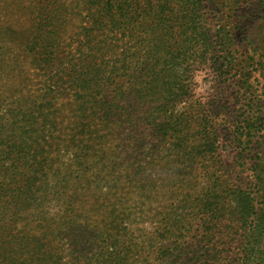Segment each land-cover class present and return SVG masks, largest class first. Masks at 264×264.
Segmentation results:
<instances>
[{"label": "trees", "instance_id": "16d2710c", "mask_svg": "<svg viewBox=\"0 0 264 264\" xmlns=\"http://www.w3.org/2000/svg\"><path fill=\"white\" fill-rule=\"evenodd\" d=\"M204 1L90 0L80 8L87 45L79 42L76 53L90 44L91 54L86 60L81 54L79 64H71L69 71L58 65L52 44L37 36L41 48L33 50L40 47L35 41L28 50L46 66L45 92L15 103L0 90V264H150L159 257L179 262L185 244H205L204 252L185 264H212L214 258L204 259L208 254H225L227 264H264V195L256 203L248 189L239 191L238 228L243 233L233 240L237 230L226 234L222 224L228 213L222 194L228 190L217 174L203 168L198 152L199 135H206L208 127L214 129L213 137L217 132L200 118L201 105L195 112L187 105L194 73L211 61L217 43L205 26ZM23 2L0 0V62L21 38L11 12ZM31 2L36 7L50 4ZM47 10L42 8L50 19ZM67 92L85 133L79 146L76 133L59 120L53 105ZM129 93L137 96L135 101L145 97L146 103L154 104L153 111L164 115L163 121L152 118L145 123L152 131L148 140L159 142L154 146L159 161L142 177L137 165L128 172L129 156L117 164L109 162L107 153L120 139L121 129L143 118L139 110L132 121L111 115L114 109L122 110L116 105L125 100L124 113L131 118L134 104ZM179 103L185 105L178 109ZM99 114L98 126L93 119ZM244 125L230 122L235 136L257 128L251 122ZM127 140L129 136L120 139ZM133 147L139 149L141 142ZM117 148L126 154L120 145ZM89 163L97 170L107 167L108 173L95 182L82 179ZM73 167L79 171L75 184L70 183ZM162 169L172 176L165 196L156 200L154 178ZM48 179L55 180L52 184L59 186L65 200L44 193ZM145 195L149 209L138 214L133 207Z\"/></svg>", "mask_w": 264, "mask_h": 264}, {"label": "rangeland", "instance_id": "374dc122", "mask_svg": "<svg viewBox=\"0 0 264 264\" xmlns=\"http://www.w3.org/2000/svg\"><path fill=\"white\" fill-rule=\"evenodd\" d=\"M48 1L50 4L42 3L41 6L36 7L31 0H24L20 9L11 12V20L21 30V38L9 48L0 62V90L5 92L4 95L9 97L10 102L21 103L27 95L36 96V94L45 92L44 85L47 75L44 74V70L46 66L38 62L32 51L28 50L36 43L35 41L40 42V47L33 48V50L37 51L41 48L42 42L37 39V36L41 38L40 40L43 39L52 44L50 48L56 51L58 65L62 63L60 66L67 71L71 69L69 68L71 64H79L80 61L77 59L81 54L82 58L85 57L83 60L91 54L90 44L81 49V54L76 53L77 48L80 47L79 42L87 45V37L82 31L86 20L80 8L90 0ZM45 7L49 8L47 11L51 15L50 19L46 18V14L42 11ZM204 13L205 26L212 35L211 40L217 43H214L216 45L214 52L210 55L211 61L194 73V81L191 83L192 91L187 105H189L190 112H195L201 105L203 109L200 111V118L205 123L214 126L215 133L217 132L216 137H213L211 131L214 129L208 127L209 131L206 135H199L198 152L203 158L201 159L203 168H206L209 174H217L221 179L220 184L223 189L228 190L226 195L222 194V201L225 202L224 205L228 211L222 219V224L226 234L237 230L238 234L233 239L236 240L240 238L239 234L243 233V230L238 228L240 224V209L237 204L239 191L246 192L248 189L256 203L262 201L261 196L264 195V0H206L204 1ZM214 61L216 65H213ZM128 96L134 104V111L130 110L131 118L124 113L127 111L125 100L116 105L122 110L114 109L111 115L118 116L122 122L132 121L135 112L139 110L143 118L139 120L138 125L125 126L120 130L119 138L129 136L128 143L126 141L121 143L120 139H115L114 147L107 153L109 162L117 164H124L129 156L126 165L128 172L133 173L131 167L137 165V175L142 177L149 168L156 164V160L157 163L159 161L156 157L157 151L154 150V146L159 145V142L148 140L147 134L152 131L151 127L145 123L152 118L163 121L164 115L153 111L154 104L146 103L145 97L142 101H135L136 95L129 93ZM157 97V95L152 96V100H156ZM38 104L40 105V102ZM53 105L58 111L59 120L76 133L74 135H77L78 142L75 146H79L85 138V133L80 129L81 121L74 112L75 104L70 93L67 92L55 100ZM184 105L179 103L178 109ZM99 118L100 114L93 119L95 125H101ZM234 121L243 123V126H246L244 123H255L254 126L257 128L247 129L242 136H235V132L230 128V122ZM195 137L197 138V135ZM135 141L141 142L139 149L133 147ZM117 145H120L126 154H120L121 149H118ZM127 145L129 147L125 149ZM91 156L95 157L93 153ZM65 162V166L70 165V162ZM80 163L83 162L80 161ZM89 166V173L82 179L93 181L94 178L102 177L103 179L108 173L107 167L105 170H97L94 169L93 163H89ZM123 171L126 172L125 169ZM71 172H73V179L70 183L75 184L77 179L74 177L79 175V171L73 167ZM170 175L171 172L165 169L157 171L156 178H154L157 184L154 193L156 195L152 196L156 200L158 196L159 200L165 196L167 179L172 176ZM64 178L66 179L67 176ZM174 179L177 181L176 176ZM54 181V179H48L43 183L44 193L49 191L54 200L61 197L65 200L66 196L62 195L64 193L59 186L55 187L52 184ZM57 182L62 184L61 180ZM149 205L145 195L133 208L138 214H144L149 209ZM76 211L78 214L81 213L78 206H76ZM224 240L232 242L230 237ZM203 245L205 244H185L184 247L187 249L179 262L176 258L159 257L150 260V264H185L204 252L202 249L204 247H201ZM225 256L224 254L215 257V255L208 254L204 259L214 258L215 261L212 264H227L228 259Z\"/></svg>", "mask_w": 264, "mask_h": 264}]
</instances>
